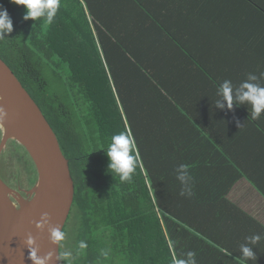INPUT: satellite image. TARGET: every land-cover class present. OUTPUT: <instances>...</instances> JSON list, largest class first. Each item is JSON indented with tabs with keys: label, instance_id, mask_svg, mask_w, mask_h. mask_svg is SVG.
I'll return each instance as SVG.
<instances>
[{
	"label": "trees",
	"instance_id": "1",
	"mask_svg": "<svg viewBox=\"0 0 264 264\" xmlns=\"http://www.w3.org/2000/svg\"><path fill=\"white\" fill-rule=\"evenodd\" d=\"M82 1L60 0L56 17L48 25L43 18L25 21L23 6L0 0L13 25V31L0 40V57L56 133L75 184L69 219L74 220L76 231L68 259L63 258L67 247L61 241L63 264H173L174 260L187 264L189 251L196 253V264H244L236 254L254 245V236L260 237L261 232L254 235L244 228L235 239L228 238L244 226L239 216H249L242 202L227 199V205L221 206L208 198L219 187L222 191L215 198L224 199L226 187L230 188L222 169L214 173L215 179L195 176L188 169L192 179L186 187L191 195L180 194L183 186L178 177L185 174L180 165L187 166V153L212 157L225 146L208 141L201 149L203 120L192 119L184 110L186 97L157 83L150 60L132 54L121 32L127 27H103L105 17L91 9L89 1ZM137 71L140 76L134 79ZM157 98L168 111L160 114L159 110L155 116L149 103ZM168 100L176 102L174 108ZM172 110L181 114L183 122L190 118L195 128L176 129ZM248 117L255 125L254 142L260 141L264 148V137H260L264 136V112L257 120ZM227 118L233 119L224 130L229 140L239 124L236 112L227 111ZM120 133L134 140L138 155L128 182H121L108 168L106 151L112 136ZM207 164L212 167L215 161L208 159ZM262 171L258 165L254 173ZM247 180L248 188L261 199L264 188L252 176ZM258 200L249 199L248 205L261 207ZM80 241L87 245L83 250L78 249Z\"/></svg>",
	"mask_w": 264,
	"mask_h": 264
},
{
	"label": "crops",
	"instance_id": "2",
	"mask_svg": "<svg viewBox=\"0 0 264 264\" xmlns=\"http://www.w3.org/2000/svg\"><path fill=\"white\" fill-rule=\"evenodd\" d=\"M87 1L91 9L105 17L103 27H127L121 31L124 32L123 39L132 54L150 60L149 69L157 83L159 80L176 94L186 97L188 107L184 110H188L192 119L203 120L201 149H205L208 141L221 142L225 146L221 154L212 157L206 153L189 157L187 153L185 161L195 176L204 175L206 179H215L214 173L222 169L230 188L226 187L224 199L222 196L215 198L222 191L218 190L219 187L208 198L221 206H226L228 199L242 202L245 207V214L250 218L240 215L244 226L228 238L235 239L237 234L240 235L239 230L245 228L254 235L261 232L259 239L264 243V195L261 194L262 198L258 200L255 192L248 188L251 184L247 180L252 176L254 183L264 188V172L254 173L258 165L264 169V148L260 141L254 142L255 125L248 117L253 111L251 102L241 103L239 100L246 91L242 88L244 83L264 87V0ZM84 5L87 15H91L90 8ZM139 73L134 74V79L140 76ZM225 82L232 89L231 108L221 91ZM168 101L173 102L169 106L174 108L176 102ZM191 103H197V106ZM164 105L157 98L149 103V108L158 116L159 110L160 114L164 113L163 109L168 111ZM172 111V118L176 115V129L191 131L195 128L190 118L183 122L181 114ZM227 111L236 112L239 124L233 128L235 136L231 134L229 140L224 138L227 136L224 130L227 121L233 119L227 118ZM208 159L215 161L212 167L207 164ZM249 199L258 200L257 204L262 206L248 205ZM241 238L245 240V237ZM261 241L254 240V245L247 247L254 253L250 259L257 264H264ZM242 248L239 249L240 255L236 254L237 260L251 264L249 258L244 257Z\"/></svg>",
	"mask_w": 264,
	"mask_h": 264
},
{
	"label": "water",
	"instance_id": "3",
	"mask_svg": "<svg viewBox=\"0 0 264 264\" xmlns=\"http://www.w3.org/2000/svg\"><path fill=\"white\" fill-rule=\"evenodd\" d=\"M0 108V155L15 141L38 175L27 198L0 178V264H63L61 241H54L52 231L64 232L75 200L69 160L44 113L1 57Z\"/></svg>",
	"mask_w": 264,
	"mask_h": 264
},
{
	"label": "clouds",
	"instance_id": "4",
	"mask_svg": "<svg viewBox=\"0 0 264 264\" xmlns=\"http://www.w3.org/2000/svg\"><path fill=\"white\" fill-rule=\"evenodd\" d=\"M11 3L23 6L25 14L23 19L25 21L31 19L33 21H37L41 18L44 19L45 23L50 25L52 24L56 14L60 8V0H10ZM13 31L12 19L10 18L6 9L0 6V40L4 38L6 34H9ZM251 79H255V77H251ZM243 93L239 96V100L241 103L248 101L251 102L253 106L252 111V119L257 120L260 118V114L264 111V87H259L252 83H244L242 85ZM222 94L224 100L227 102V106L229 108L232 107V89L230 85L225 82L222 87ZM224 105H219V107H223ZM5 115L4 109L0 108V118ZM136 145L134 140L127 135L126 133H120L118 135H114L111 138V143L108 146L106 151V155L109 160V173L114 174L119 177L121 182L131 181L132 175L137 166L138 155L136 153ZM180 169L184 175L178 177L183 186L181 195H191V188L186 185H190L191 176L189 175V171L187 166L180 165ZM52 237L54 241H62L65 239V233L58 229H54L52 231ZM259 237H255L254 240H258ZM32 241L29 240V244ZM87 247L84 241H80L78 244V249L83 250ZM244 257L252 258L254 257V253L247 247L242 248ZM79 254V252L77 253ZM103 255H107V253H102ZM188 261L187 264H196V253L189 251L187 253ZM31 256L35 258L36 252L32 250ZM72 256L71 252H65L63 254V258L68 259ZM71 264V262H69ZM173 264H186L184 260H174Z\"/></svg>",
	"mask_w": 264,
	"mask_h": 264
},
{
	"label": "rangeland",
	"instance_id": "5",
	"mask_svg": "<svg viewBox=\"0 0 264 264\" xmlns=\"http://www.w3.org/2000/svg\"><path fill=\"white\" fill-rule=\"evenodd\" d=\"M1 143V133H0ZM1 157V174L9 183L15 185L18 184L24 189H29L36 183V176L31 170V159L24 152H20L17 149V144L10 142L7 149L3 150L0 155ZM33 169L35 166L32 162ZM30 178L32 179L30 181ZM65 239L63 240L66 244V252L69 251L73 242L74 234L76 231V225L73 219H68L65 226ZM64 248V244L62 245Z\"/></svg>",
	"mask_w": 264,
	"mask_h": 264
},
{
	"label": "flooded vegetation",
	"instance_id": "6",
	"mask_svg": "<svg viewBox=\"0 0 264 264\" xmlns=\"http://www.w3.org/2000/svg\"><path fill=\"white\" fill-rule=\"evenodd\" d=\"M0 133H1V140H2V132L0 131ZM10 142H14V143H16L15 141H10ZM9 142V143H10ZM9 143L7 144V146H6V148H5V150L7 149V147H8V145H9ZM17 144V149L20 151V152H26L25 150H23L24 148L21 146V145H19L18 143H16ZM22 147L23 149H21L20 147ZM26 155H28L27 153H25ZM29 156V155H28ZM0 159H1V157H0ZM31 159V158H30ZM32 161V160H31ZM0 163H1V160H0ZM31 163V170L33 171V173H34V175L36 176V180H35V182H37V179H38V175H37V171H36V167H35V169H33V166H32V162H30ZM34 164V163H33ZM35 166V165H34ZM0 178L10 187V188H12L14 191H16V192H18L21 196H23L24 198H27L28 197V195L26 194V191H29L31 188H29V189H24V188H22V186H20V185H18V184H15V185H13V184H11V183H9L8 181H6V179L2 176V174H1V166H0ZM32 179L30 178V181H31ZM35 185V184H34ZM13 200L15 201V199L13 198Z\"/></svg>",
	"mask_w": 264,
	"mask_h": 264
}]
</instances>
